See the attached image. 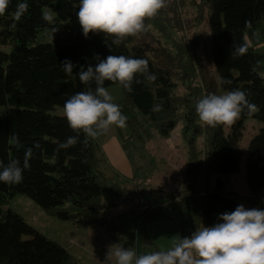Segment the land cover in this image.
<instances>
[{
	"label": "trees",
	"instance_id": "1",
	"mask_svg": "<svg viewBox=\"0 0 264 264\" xmlns=\"http://www.w3.org/2000/svg\"><path fill=\"white\" fill-rule=\"evenodd\" d=\"M19 2L9 0L0 15V106L10 107L0 116V160L5 164L22 161L30 150L31 168L19 184L0 182V264H78L66 250L4 208L16 196H25L47 216L77 229L109 226L115 211L128 201L125 191L99 172L95 140H89L87 147L78 143L56 151L60 142L75 133L66 119L49 113L63 109L70 96L85 89L77 75L79 68L71 75L61 69L65 60L84 66H95V56L147 60L149 71L157 77L154 83L134 82L132 92L119 86L123 92L119 106L128 118L121 130L135 129L137 135L148 126L168 139L178 122L183 123L187 168L170 203H153L158 207L140 219L142 223L171 220L170 212L180 236L185 237L202 226H213L219 214L241 205L243 199L234 192H219L221 182L215 191L209 185L214 176L238 173L245 122L264 123V0H166V6L146 20L151 25L146 32L110 49L103 34L83 36L76 18L79 0H27V12L15 21ZM43 10L53 15L51 23L42 20ZM39 36L49 38L50 43H38ZM245 38L250 41L247 53L232 56L234 40L239 44ZM106 42L111 44V38ZM222 78L231 83L221 84ZM113 86L118 85L105 82V87ZM237 88L257 106L251 118L242 115L226 126V137L225 126L199 124L195 111L199 98ZM154 104L162 105V110L153 111ZM12 134L18 137L19 147L11 142ZM80 139H84L82 134ZM200 139L203 148L199 151ZM244 182L249 207L264 209V130L248 143ZM114 231L115 243L129 247Z\"/></svg>",
	"mask_w": 264,
	"mask_h": 264
},
{
	"label": "clouds",
	"instance_id": "2",
	"mask_svg": "<svg viewBox=\"0 0 264 264\" xmlns=\"http://www.w3.org/2000/svg\"><path fill=\"white\" fill-rule=\"evenodd\" d=\"M8 4L9 0H0V15L6 12ZM165 6L166 0H79L76 18L85 38L90 33L103 34L110 49L112 45L119 47L128 37L146 32L151 27L146 20L154 18ZM27 10V0H21L14 13L15 21H19ZM42 20L52 22L53 16L45 12ZM109 37L111 44L106 42ZM249 47L250 41L246 38L239 44L234 40L231 55L243 56ZM94 59L95 66L74 65L68 60L60 64L66 75L79 68L77 75L85 89L64 103V117L75 135L60 142L57 152L78 143L87 147L89 140L108 135L114 128L127 127L128 118L105 87L106 81L132 92L134 82L150 84L157 79L149 71L148 61L142 58L109 55L104 59L95 56ZM220 83L230 84L231 81L222 78ZM152 110L158 112L162 105L154 104ZM195 111L204 126L215 128L232 126L242 115L251 118L258 109L249 101L248 94L237 88L222 94L204 95L197 100ZM10 139L20 146L15 134ZM30 160V150L25 151L22 161L14 159L5 164L0 160V182L8 185L21 183L24 172L31 168ZM217 220L213 226H202L190 236L180 237L167 250L138 254L135 247L110 244L103 264H264V209H247L241 204L232 212L219 214Z\"/></svg>",
	"mask_w": 264,
	"mask_h": 264
},
{
	"label": "rangeland",
	"instance_id": "3",
	"mask_svg": "<svg viewBox=\"0 0 264 264\" xmlns=\"http://www.w3.org/2000/svg\"><path fill=\"white\" fill-rule=\"evenodd\" d=\"M185 11L187 17H191V11L188 9ZM45 12L51 14L49 10H43V13ZM37 42L47 44L50 43V39L39 36ZM108 90L114 102L121 105L122 89L113 86ZM9 109L8 105L0 106V116ZM49 115L66 119L61 108H54ZM150 128L144 126L146 131H141L137 135L135 129L126 132L114 128L108 135L95 139L99 172L105 178L111 179L112 184L122 188L128 199L126 204L115 211L109 226L77 229L69 223L59 222L47 216L25 196L14 197L4 208L18 215L36 234L66 250L78 264H103L108 246L115 243L114 230H117V235L128 243L129 247H135L138 254L167 250L181 237L175 218L169 212L171 220H161L147 225L140 221L136 207L139 205V199L150 204L170 203L176 189L175 185L179 184L187 168L189 154L181 121L168 139L160 138ZM261 130H264V123L252 120L245 122L239 145L241 157L238 173L232 176H214L209 185L210 190L215 191L217 182H221L219 192L224 195L230 191L234 192L243 199L241 204L247 209L251 208L246 201L248 191L244 182V162L248 143ZM223 134L225 137L228 136L226 126L223 128ZM128 136H132V139H128ZM196 148L202 150L203 140L197 142Z\"/></svg>",
	"mask_w": 264,
	"mask_h": 264
},
{
	"label": "built area",
	"instance_id": "4",
	"mask_svg": "<svg viewBox=\"0 0 264 264\" xmlns=\"http://www.w3.org/2000/svg\"><path fill=\"white\" fill-rule=\"evenodd\" d=\"M158 206L144 202L139 199V205L136 207V213L140 219L144 218L149 212L157 208Z\"/></svg>",
	"mask_w": 264,
	"mask_h": 264
}]
</instances>
